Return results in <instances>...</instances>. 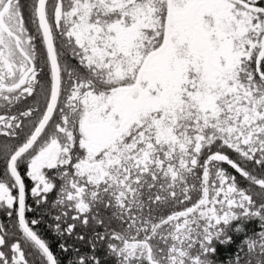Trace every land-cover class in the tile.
<instances>
[{
	"label": "snow or ice",
	"instance_id": "1",
	"mask_svg": "<svg viewBox=\"0 0 264 264\" xmlns=\"http://www.w3.org/2000/svg\"><path fill=\"white\" fill-rule=\"evenodd\" d=\"M0 264H264V0H0Z\"/></svg>",
	"mask_w": 264,
	"mask_h": 264
},
{
	"label": "flooded vegetation",
	"instance_id": "2",
	"mask_svg": "<svg viewBox=\"0 0 264 264\" xmlns=\"http://www.w3.org/2000/svg\"><path fill=\"white\" fill-rule=\"evenodd\" d=\"M42 231H44V229H42ZM45 236H46V238H48L50 240L54 238V235L51 234L50 232H47V231H45Z\"/></svg>",
	"mask_w": 264,
	"mask_h": 264
}]
</instances>
